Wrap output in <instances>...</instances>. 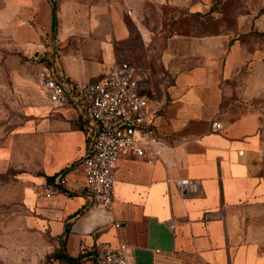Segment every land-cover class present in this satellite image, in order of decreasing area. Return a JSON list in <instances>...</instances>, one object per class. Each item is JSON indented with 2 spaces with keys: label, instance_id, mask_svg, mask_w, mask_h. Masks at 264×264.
Listing matches in <instances>:
<instances>
[{
  "label": "crops",
  "instance_id": "0c3cea01",
  "mask_svg": "<svg viewBox=\"0 0 264 264\" xmlns=\"http://www.w3.org/2000/svg\"><path fill=\"white\" fill-rule=\"evenodd\" d=\"M136 20L150 47L154 32ZM0 34L24 54L56 41L61 76L94 81L120 61L117 46L133 30L120 0H0ZM164 43L160 60L170 82L165 94L150 99L160 140L145 157L119 159L112 212L93 205L75 168L92 148L89 122L77 107L47 101L36 126L35 169L22 191L25 214L15 234L1 237L0 264H42L48 251L60 250L77 259L83 247L103 242L126 243L132 264H264L242 226V213L264 202V178L248 163L260 145V113L215 130L222 82L232 68L230 59L221 62L218 38L174 34ZM60 172L73 196L40 197L38 186ZM180 179L191 183L178 187Z\"/></svg>",
  "mask_w": 264,
  "mask_h": 264
},
{
  "label": "rangeland",
  "instance_id": "374dc122",
  "mask_svg": "<svg viewBox=\"0 0 264 264\" xmlns=\"http://www.w3.org/2000/svg\"><path fill=\"white\" fill-rule=\"evenodd\" d=\"M120 2L125 22L133 30L131 38L117 46L122 49L120 61L135 66L151 101L165 94V85L170 82L160 60L168 36L218 38L221 62L230 59L232 68L222 82L224 96L217 121L230 123L241 114L260 113V145L250 152L248 163L253 175L264 178V0ZM136 19L154 32L150 47L143 44L136 31ZM12 47L0 34V248L4 246L1 237L15 234L17 221L25 214L22 191L25 178L35 169L36 126L48 105L34 53L24 54ZM242 217L244 230L264 254V202L244 211Z\"/></svg>",
  "mask_w": 264,
  "mask_h": 264
},
{
  "label": "built area",
  "instance_id": "2783aa9c",
  "mask_svg": "<svg viewBox=\"0 0 264 264\" xmlns=\"http://www.w3.org/2000/svg\"><path fill=\"white\" fill-rule=\"evenodd\" d=\"M57 2L59 0H53ZM57 43L37 50L33 58L40 65L39 79L46 97L55 107H77L89 122L93 144L89 154L76 165L85 178L87 193L93 205L112 212L115 202L116 167L126 154L145 157L159 143L155 112L141 84L137 69L128 61L114 64L112 69L94 81L68 80L58 68ZM221 122H213L218 130ZM180 179L176 185L190 184ZM67 174L60 172L37 188L40 197L50 199L58 193L73 196L67 190ZM115 223V227H120ZM42 264H132L127 244L103 242L85 246L75 263L66 262L48 251Z\"/></svg>",
  "mask_w": 264,
  "mask_h": 264
},
{
  "label": "trees",
  "instance_id": "16d2710c",
  "mask_svg": "<svg viewBox=\"0 0 264 264\" xmlns=\"http://www.w3.org/2000/svg\"><path fill=\"white\" fill-rule=\"evenodd\" d=\"M55 20H56V9H55ZM56 256L62 258L63 260L67 261V262H70V263H75L78 261L79 258L77 259H70L67 257V255H65L62 250H60L59 252L55 253Z\"/></svg>",
  "mask_w": 264,
  "mask_h": 264
}]
</instances>
